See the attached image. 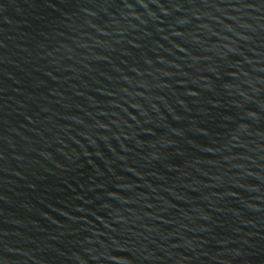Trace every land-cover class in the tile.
Instances as JSON below:
<instances>
[{
  "label": "water",
  "instance_id": "water-1",
  "mask_svg": "<svg viewBox=\"0 0 264 264\" xmlns=\"http://www.w3.org/2000/svg\"><path fill=\"white\" fill-rule=\"evenodd\" d=\"M0 264H264V0H0Z\"/></svg>",
  "mask_w": 264,
  "mask_h": 264
}]
</instances>
